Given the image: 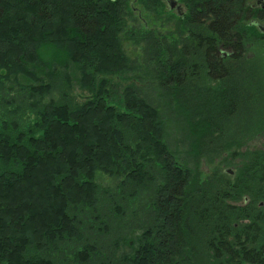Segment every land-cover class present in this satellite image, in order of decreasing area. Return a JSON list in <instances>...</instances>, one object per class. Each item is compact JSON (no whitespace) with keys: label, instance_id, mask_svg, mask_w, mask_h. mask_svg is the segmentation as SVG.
I'll use <instances>...</instances> for the list:
<instances>
[{"label":"trees","instance_id":"16d2710c","mask_svg":"<svg viewBox=\"0 0 264 264\" xmlns=\"http://www.w3.org/2000/svg\"><path fill=\"white\" fill-rule=\"evenodd\" d=\"M250 1L0 0V264L257 262L264 153L199 169L264 128Z\"/></svg>","mask_w":264,"mask_h":264},{"label":"rangeland","instance_id":"374dc122","mask_svg":"<svg viewBox=\"0 0 264 264\" xmlns=\"http://www.w3.org/2000/svg\"><path fill=\"white\" fill-rule=\"evenodd\" d=\"M165 4V6L167 7L169 0H162ZM259 0H251L249 2V5H255V9L256 10H261L260 6L261 5H256V2ZM179 4V3H178ZM174 14H176L175 10H172ZM262 11V10H261ZM263 12V16H264V11ZM258 26L264 28V17L263 20L258 21ZM260 33H262L260 30H258ZM263 31V30H262ZM264 32V31H263ZM256 48L254 49L253 52H251V47H249V51H248V58L251 59H256L259 63V68H260V72L264 78V44L260 45V46H255ZM129 53L133 52L135 53L134 47H129ZM133 57V56H132ZM164 113V112H163ZM165 114V113H164ZM174 123L169 121L168 125H167V140L171 146V148L177 152V157L178 158H182V154L185 151V148L182 149V136L179 135V133L176 131V129L174 128ZM249 141H247L244 146H242L243 149H248V147H250L251 151H264V128L259 127L258 130L254 131L250 136H247ZM233 150L236 149H231L229 150L227 153H224L220 156H217L214 159H202L199 162V169L201 172L205 174L210 173L211 171H214L215 169L220 167V164L224 163V166L221 167L223 169V171H227V170H233V166L232 165V160H229V156L230 154L233 152ZM186 156V155H185ZM227 158H228V162L227 163ZM187 162H189L188 164H191L194 166V163L192 162V160L190 159V157L187 156ZM226 174V173H225ZM228 175V174H227Z\"/></svg>","mask_w":264,"mask_h":264},{"label":"flooded vegetation","instance_id":"af4514ba","mask_svg":"<svg viewBox=\"0 0 264 264\" xmlns=\"http://www.w3.org/2000/svg\"><path fill=\"white\" fill-rule=\"evenodd\" d=\"M251 7L253 9H255V5H251ZM183 10V9H182ZM229 55L228 53H222V56L225 57ZM231 149H236V150H233V152L230 154L229 156V160L231 161L232 160V165L233 166V170H227L226 172L223 171V169L221 167L224 166V163L223 164H220V168L222 169L223 173L227 176V177H230L231 179L232 178H235L237 172H238V168H243L244 166H242V162H248L249 159L245 160L244 156H242L241 154L242 153H245L247 151H250V152H261V153H264V151H251L250 150V147H248V149H243V148H238L237 147H233ZM230 149V150H231ZM252 163L251 159L249 160V163ZM227 163L228 162V158H227ZM250 166V165H249ZM248 166V167H249ZM246 168V167H245ZM250 168V167H249ZM228 174V175H227ZM264 184V182H263ZM232 201H235V200H232ZM250 199L248 197H245L244 198V205L249 203ZM234 204H238L236 202H232ZM259 210H260V214L258 215L259 217V220L258 222H253L251 221V214L250 215H246L248 217V219L246 220H243L242 224L243 226L248 229V228H253L254 226V229H252V231L254 232L252 234V237L255 238L256 240V244L254 247H251V246H247L248 247V251H254L257 255H261L259 256L257 259H256V263L257 264H264V200H260L258 203H257V206H256ZM236 226V225H235ZM251 234V232L249 233ZM254 261H245V262H242V264H256Z\"/></svg>","mask_w":264,"mask_h":264},{"label":"water","instance_id":"95a60500","mask_svg":"<svg viewBox=\"0 0 264 264\" xmlns=\"http://www.w3.org/2000/svg\"><path fill=\"white\" fill-rule=\"evenodd\" d=\"M256 5H261L260 9L264 11V0H259L256 2ZM168 10H175L178 16L182 15L183 10L182 7L178 4V0H169L168 5L166 7Z\"/></svg>","mask_w":264,"mask_h":264}]
</instances>
